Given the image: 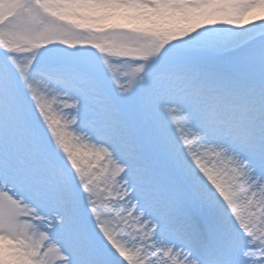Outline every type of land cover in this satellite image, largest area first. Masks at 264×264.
Masks as SVG:
<instances>
[{
	"label": "snow or ice",
	"instance_id": "snow-or-ice-1",
	"mask_svg": "<svg viewBox=\"0 0 264 264\" xmlns=\"http://www.w3.org/2000/svg\"><path fill=\"white\" fill-rule=\"evenodd\" d=\"M0 264H264V0H0Z\"/></svg>",
	"mask_w": 264,
	"mask_h": 264
},
{
	"label": "bare ground",
	"instance_id": "bare-ground-1",
	"mask_svg": "<svg viewBox=\"0 0 264 264\" xmlns=\"http://www.w3.org/2000/svg\"><path fill=\"white\" fill-rule=\"evenodd\" d=\"M258 22V21H257Z\"/></svg>",
	"mask_w": 264,
	"mask_h": 264
}]
</instances>
